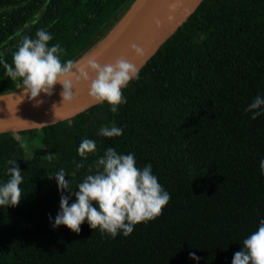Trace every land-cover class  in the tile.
Listing matches in <instances>:
<instances>
[{
  "label": "trees",
  "instance_id": "1",
  "mask_svg": "<svg viewBox=\"0 0 264 264\" xmlns=\"http://www.w3.org/2000/svg\"><path fill=\"white\" fill-rule=\"evenodd\" d=\"M133 1L0 0V61L11 65L22 37L43 28L49 46L65 50L61 62H76ZM19 82L0 63V93ZM122 91L126 103L115 114L96 104L55 124L0 133V185L9 159L23 176L20 203L0 206V264H231L256 230L264 218V113L251 119L245 108L264 96V0H202ZM113 124L121 136L98 135ZM26 137L39 138L47 156H26ZM83 139L97 145L87 159L78 154ZM109 147L133 153L139 168L151 164L171 195L162 215L115 238L87 221L79 233L53 228L61 193L49 176L64 169L75 192Z\"/></svg>",
  "mask_w": 264,
  "mask_h": 264
},
{
  "label": "clouds",
  "instance_id": "2",
  "mask_svg": "<svg viewBox=\"0 0 264 264\" xmlns=\"http://www.w3.org/2000/svg\"><path fill=\"white\" fill-rule=\"evenodd\" d=\"M155 22L157 25L160 23L159 20ZM52 39V34L46 29H37L35 38L27 35L22 37L13 53L11 65L0 61L13 81L19 79L16 88L39 105L43 101L36 98L42 92L51 96L57 83L62 85L60 95L63 101H71L74 99V84L90 80L89 96L98 104L107 103L110 111L117 113L118 107L126 103L122 90L130 81L139 79L140 67L124 57L103 65L90 59L87 70L85 67H78L72 60L62 63L59 54L65 50L59 44L49 46ZM131 48L136 54H142L138 45L132 44ZM89 72L95 74L94 78H90ZM245 112L251 113V119L264 113V96L254 97ZM122 134L123 128L114 124L111 127L102 126L98 132V135L108 138ZM20 147L28 152L26 144L21 143ZM96 151L97 145L92 139H83L78 147V154L83 159ZM48 156L49 159L52 158V155ZM74 163L77 169L84 167L83 161ZM260 169L264 174V159L260 161ZM88 171L90 174L77 185L75 192L69 179H65L67 174L64 169L49 176L55 178L61 193L59 211L52 222L53 228L64 225L72 232L79 233L81 225L87 221L91 229H99L112 238L121 233L128 236L134 231L135 225L162 215L171 199L170 193L164 190L153 174L151 164H146L143 168L137 167L133 153L122 154L109 147L89 166ZM6 172L9 179L0 185V206H17L23 197L20 187L23 176L17 159L7 161ZM64 190L68 191V195H64ZM73 195L75 202L70 204ZM49 219H52L51 216ZM189 255L194 260H199L195 253ZM231 264H264V218L260 219L256 230L243 240L240 250L234 253Z\"/></svg>",
  "mask_w": 264,
  "mask_h": 264
},
{
  "label": "water",
  "instance_id": "3",
  "mask_svg": "<svg viewBox=\"0 0 264 264\" xmlns=\"http://www.w3.org/2000/svg\"><path fill=\"white\" fill-rule=\"evenodd\" d=\"M201 2L202 0H134L104 39L75 63L86 69L90 59L103 65L124 57L141 69ZM156 20H159V25ZM132 44L138 45L142 54H136L131 48ZM75 71L74 68L73 72ZM94 75L89 72L90 78H94ZM90 82L81 80L74 84V99L71 101H63L60 95L62 85L57 83L51 96L42 92L36 98L43 101L39 105H36L35 100H29L21 89L0 93V133L41 128L88 110L98 104L88 94Z\"/></svg>",
  "mask_w": 264,
  "mask_h": 264
},
{
  "label": "rangeland",
  "instance_id": "4",
  "mask_svg": "<svg viewBox=\"0 0 264 264\" xmlns=\"http://www.w3.org/2000/svg\"><path fill=\"white\" fill-rule=\"evenodd\" d=\"M23 143L27 145L28 147V152H25L26 156H31L34 154L42 155V156H47L49 151L43 146L42 142L40 141L39 138H24ZM31 153V155H29Z\"/></svg>",
  "mask_w": 264,
  "mask_h": 264
}]
</instances>
